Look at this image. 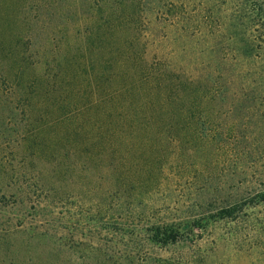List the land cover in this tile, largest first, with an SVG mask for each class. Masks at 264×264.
I'll return each instance as SVG.
<instances>
[{
	"label": "rangeland",
	"instance_id": "obj_1",
	"mask_svg": "<svg viewBox=\"0 0 264 264\" xmlns=\"http://www.w3.org/2000/svg\"><path fill=\"white\" fill-rule=\"evenodd\" d=\"M180 2L134 0L120 5L119 0H0V264H95L103 253L120 254L130 246H142V257L153 263L264 264V227L262 235L245 225L242 232L230 236L231 226H221L196 243L166 248L136 240L137 223L164 213L182 217L204 211L217 187L223 194L249 190L244 179L233 182L232 175L218 174L225 158L215 169L213 151L207 158L194 157L193 167L182 159H171L174 162L164 169V179L155 187L143 185L136 199L119 192L111 197L120 183L118 171L138 179L155 177L147 170V154L139 157L138 146L147 147L148 135L124 136L138 157L133 159V170H125L120 161L104 163L112 153L107 145L113 144L109 140L114 137L98 131L115 128L117 138L123 139L124 129L127 134L142 128L127 121L142 112L138 104L146 93L124 88L131 81L121 75L130 70L125 59H120L122 42L129 37L124 35L147 34L151 42L145 57L152 61L149 32L168 42L164 35L173 33L171 20L175 18L167 9ZM220 3L185 0L188 9L180 14L204 13L212 4L219 15ZM130 21L140 23H129L126 28L123 23ZM91 31L94 35L116 33L111 41L101 43L116 49L120 61H111L109 47L104 49L108 59L103 58L99 66L105 77L100 86L88 62ZM20 56H25L22 63ZM107 124L109 128L103 127ZM84 163L88 169H82ZM149 163L154 167L155 162ZM205 167L208 182L203 186L194 172ZM49 187L56 189L49 192ZM105 194L111 198L105 201ZM143 207L146 212L140 210ZM132 210L136 215L128 212ZM259 215L264 220V208ZM125 229L131 233L126 242L122 238ZM47 230L57 243L39 239V232ZM60 242L75 247L63 249Z\"/></svg>",
	"mask_w": 264,
	"mask_h": 264
},
{
	"label": "trees",
	"instance_id": "obj_2",
	"mask_svg": "<svg viewBox=\"0 0 264 264\" xmlns=\"http://www.w3.org/2000/svg\"><path fill=\"white\" fill-rule=\"evenodd\" d=\"M128 1L134 0H119V4ZM214 4L217 6L218 1ZM220 4L219 15L214 13L217 8L212 4L204 13L180 14L188 9L185 0L167 9L175 18L171 20L174 31L169 36L164 35L168 42L149 32L153 39L152 61L145 57L151 42L147 34L133 32L124 35L129 37L122 42L120 59H125L130 70L123 71L121 75L131 78L124 88L142 89L146 93V98H141L142 104H138L145 112L129 117L127 121L132 125L138 123L142 128L127 134L128 130L124 129L123 139L117 138L115 128L98 132L114 137L109 140L113 144L107 145L112 153L104 163L114 165L120 161L125 170H133V159L138 158L135 147L125 137L133 134L150 137L146 148L138 146L139 157L147 154V170L155 177L153 180L151 176L138 179L134 174L118 171L116 175L120 183L111 193L112 198L115 192H119L136 199L144 191L143 185L155 187L164 179V169H170L174 162L171 159H182L193 167L194 157L207 158L212 151L215 169L217 163L225 158L218 174L232 175L230 181L233 182L244 179L249 190L244 194L239 191L223 194L217 187L204 211L182 217L164 213L153 220L137 223L135 236L139 242L143 241L141 245L166 248L196 243L209 230L217 233L218 228L226 225L233 229L230 236L242 232L240 228L245 225H251L256 234L262 235L264 220L259 213L264 208V0H222ZM134 14L137 12L132 17ZM151 15L160 19L157 12ZM129 23L138 26L140 21L123 25L128 28ZM115 36L114 32L107 36L94 35L91 31L87 37L89 67L94 82L99 86L105 79L99 72V66L103 58L108 59V55L103 54L107 47L111 61L119 60L114 53L116 49L106 46L109 43L103 45L102 40L111 41L110 37ZM128 44L135 49L132 51ZM179 44L180 48L177 47ZM24 53L21 51L20 54ZM23 57H19L21 63L25 61ZM103 127L109 128L110 125ZM150 160L155 162L154 167ZM88 168L84 163L82 169ZM207 169L194 172L202 179L203 186L208 182ZM52 189L56 187L47 190L50 192ZM111 197L105 194L104 200ZM142 202H139L141 207ZM122 210L126 212V209ZM140 210L146 212L147 209L143 207ZM128 212L136 215L133 210ZM127 230L122 231L125 242L131 238ZM38 235L41 241L49 244L58 242L48 230ZM60 244L63 249L65 246L69 250L75 247L68 243ZM141 248L130 246L120 254L105 252L95 264H167L165 260L159 263L146 260L141 255Z\"/></svg>",
	"mask_w": 264,
	"mask_h": 264
}]
</instances>
